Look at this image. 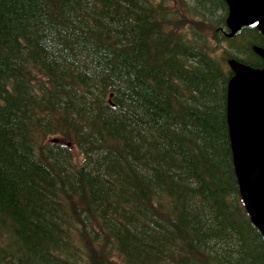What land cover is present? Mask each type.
Listing matches in <instances>:
<instances>
[{
	"label": "trees",
	"instance_id": "trees-1",
	"mask_svg": "<svg viewBox=\"0 0 264 264\" xmlns=\"http://www.w3.org/2000/svg\"><path fill=\"white\" fill-rule=\"evenodd\" d=\"M225 0H0V264H264L226 124Z\"/></svg>",
	"mask_w": 264,
	"mask_h": 264
},
{
	"label": "water",
	"instance_id": "water-1",
	"mask_svg": "<svg viewBox=\"0 0 264 264\" xmlns=\"http://www.w3.org/2000/svg\"><path fill=\"white\" fill-rule=\"evenodd\" d=\"M229 27L254 20L264 34V0H227ZM264 57V49L259 50ZM226 120L239 193L252 222L264 234V69L232 63Z\"/></svg>",
	"mask_w": 264,
	"mask_h": 264
}]
</instances>
